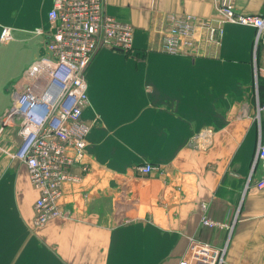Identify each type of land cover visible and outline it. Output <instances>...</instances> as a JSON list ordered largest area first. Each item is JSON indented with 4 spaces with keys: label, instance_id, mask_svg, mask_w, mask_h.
Wrapping results in <instances>:
<instances>
[{
    "label": "crops",
    "instance_id": "obj_1",
    "mask_svg": "<svg viewBox=\"0 0 264 264\" xmlns=\"http://www.w3.org/2000/svg\"><path fill=\"white\" fill-rule=\"evenodd\" d=\"M104 2L133 25L134 47L95 53L82 115L88 170L72 166L80 180L62 183L64 216L37 226L38 191L15 157L18 119L7 116L29 65L49 54L53 0H0V34L9 26L13 36L0 41V264H195L192 238L226 246L221 264H264V189L255 185L264 166H253L264 143V36L225 20L217 0ZM233 4L264 15V0ZM168 13L221 23L220 44L201 32L194 55L163 52ZM145 162L156 168L141 174Z\"/></svg>",
    "mask_w": 264,
    "mask_h": 264
},
{
    "label": "built area",
    "instance_id": "obj_2",
    "mask_svg": "<svg viewBox=\"0 0 264 264\" xmlns=\"http://www.w3.org/2000/svg\"><path fill=\"white\" fill-rule=\"evenodd\" d=\"M217 9L227 21L254 26L257 41L264 36V15L239 13L233 0H217ZM48 19L49 54L29 65L23 76L24 85L14 92L7 116L8 120L18 119L20 142L15 157L26 165L38 191L35 225L64 216L59 203L62 183L80 180L71 172L73 165L82 164L83 170H88L84 156L91 124L82 115L89 104L86 73L95 53L105 46L124 52L134 47L133 25L108 13L104 0H53ZM167 20L169 24L161 44L163 52L192 56L202 34L207 43L220 44L224 30L221 23L177 13H168ZM35 32L43 30L38 28ZM12 38V28L4 26L0 41L5 43ZM258 162L264 166L261 139L253 166ZM136 168L139 173L147 174L156 166L145 162ZM255 185L264 189V175ZM201 207L204 209L206 204L202 203ZM202 221L209 226L218 225L205 213ZM190 248L195 264H221L226 252V246L213 247L196 238L191 239Z\"/></svg>",
    "mask_w": 264,
    "mask_h": 264
},
{
    "label": "trees",
    "instance_id": "obj_3",
    "mask_svg": "<svg viewBox=\"0 0 264 264\" xmlns=\"http://www.w3.org/2000/svg\"><path fill=\"white\" fill-rule=\"evenodd\" d=\"M128 52H129V51H128ZM128 52H127V53H128ZM263 90H264V85H263L262 83H260V84H259V94H260L261 99H262V96H263V95H262Z\"/></svg>",
    "mask_w": 264,
    "mask_h": 264
},
{
    "label": "rangeland",
    "instance_id": "obj_4",
    "mask_svg": "<svg viewBox=\"0 0 264 264\" xmlns=\"http://www.w3.org/2000/svg\"><path fill=\"white\" fill-rule=\"evenodd\" d=\"M7 42H8V41H7ZM3 43H4V42H3ZM129 52H131V51H129ZM85 156H86V152H85ZM85 156H84V159H85ZM86 164H87V163H86ZM47 222H48V221H47ZM47 222H46V223H47ZM44 224H45V223H44ZM42 225H43V224H42ZM37 226H40V225H37Z\"/></svg>",
    "mask_w": 264,
    "mask_h": 264
}]
</instances>
